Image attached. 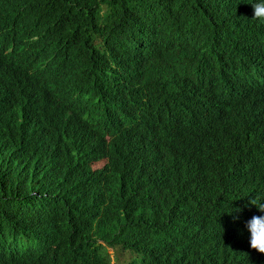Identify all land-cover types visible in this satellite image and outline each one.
Instances as JSON below:
<instances>
[{
  "label": "trees",
  "instance_id": "obj_1",
  "mask_svg": "<svg viewBox=\"0 0 264 264\" xmlns=\"http://www.w3.org/2000/svg\"><path fill=\"white\" fill-rule=\"evenodd\" d=\"M254 2L0 0V264H264Z\"/></svg>",
  "mask_w": 264,
  "mask_h": 264
},
{
  "label": "clouds",
  "instance_id": "obj_2",
  "mask_svg": "<svg viewBox=\"0 0 264 264\" xmlns=\"http://www.w3.org/2000/svg\"><path fill=\"white\" fill-rule=\"evenodd\" d=\"M253 19L264 23V0H255L253 4ZM44 139L38 145L44 144ZM248 204L254 206L259 213L264 214V202H260L258 198L248 200ZM246 228L250 233L251 248L261 255H264V215L253 216L246 223Z\"/></svg>",
  "mask_w": 264,
  "mask_h": 264
},
{
  "label": "rangeland",
  "instance_id": "obj_3",
  "mask_svg": "<svg viewBox=\"0 0 264 264\" xmlns=\"http://www.w3.org/2000/svg\"><path fill=\"white\" fill-rule=\"evenodd\" d=\"M111 254V258H112V264H115V262L113 261V251H110Z\"/></svg>",
  "mask_w": 264,
  "mask_h": 264
}]
</instances>
